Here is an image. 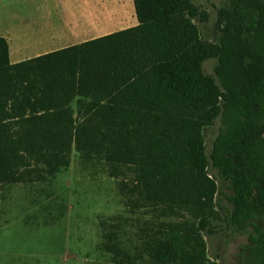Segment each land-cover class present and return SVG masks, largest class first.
I'll list each match as a JSON object with an SVG mask.
<instances>
[{
	"label": "trees",
	"instance_id": "obj_1",
	"mask_svg": "<svg viewBox=\"0 0 264 264\" xmlns=\"http://www.w3.org/2000/svg\"><path fill=\"white\" fill-rule=\"evenodd\" d=\"M133 2L137 25L18 63L0 36V205L3 185L56 179L74 148L129 172L138 208L189 215L153 221L136 253L106 232L115 264H219L218 234L247 238L231 264H264V0H225L213 40L192 0Z\"/></svg>",
	"mask_w": 264,
	"mask_h": 264
},
{
	"label": "rangeland",
	"instance_id": "obj_2",
	"mask_svg": "<svg viewBox=\"0 0 264 264\" xmlns=\"http://www.w3.org/2000/svg\"><path fill=\"white\" fill-rule=\"evenodd\" d=\"M209 14L199 25L203 38L213 40L217 9L225 0H192ZM28 9V8H27ZM123 10L127 27L137 25L133 0H101V15ZM11 6L0 4L2 19L10 17ZM113 29L118 30L119 26ZM2 27L0 26V33ZM29 37L19 38L29 41ZM33 40V38H32ZM32 42V41H31ZM38 54H26L33 57ZM216 59L204 62L207 74L215 75ZM220 121L205 131L207 153L219 132ZM129 172L112 173L103 162L86 161L73 148L71 164L56 179L45 183L3 185L0 205V264H115L103 249L106 232L133 253L140 247L153 221H182L166 218L153 210L138 208L133 202ZM230 193L229 191H227ZM226 202V200H225ZM246 236L218 234L208 238L209 255L219 264L236 262L239 247ZM138 264H151L146 256Z\"/></svg>",
	"mask_w": 264,
	"mask_h": 264
},
{
	"label": "crops",
	"instance_id": "obj_3",
	"mask_svg": "<svg viewBox=\"0 0 264 264\" xmlns=\"http://www.w3.org/2000/svg\"><path fill=\"white\" fill-rule=\"evenodd\" d=\"M0 4L11 6L10 17L1 20L0 36L9 42L12 63L32 58L26 54L53 52L129 28L123 10L101 15V0H0ZM23 37L31 39L20 41Z\"/></svg>",
	"mask_w": 264,
	"mask_h": 264
}]
</instances>
